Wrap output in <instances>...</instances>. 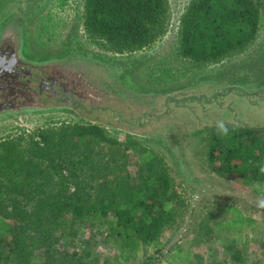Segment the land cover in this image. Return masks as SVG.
I'll return each instance as SVG.
<instances>
[{"label":"trees","instance_id":"trees-1","mask_svg":"<svg viewBox=\"0 0 264 264\" xmlns=\"http://www.w3.org/2000/svg\"><path fill=\"white\" fill-rule=\"evenodd\" d=\"M84 3V29L104 50L142 49L168 27L169 0ZM261 8V0H190L179 21L177 55L204 65L245 47L259 32ZM212 137L213 168L225 175L236 172L264 190V125H239ZM104 140L119 147L98 161L96 145ZM120 144L104 126L85 120L0 137V264H145L141 252L151 247L161 253L163 234L185 197L154 150ZM130 147L138 150L137 176L122 172L133 159L126 151ZM226 208L225 218L206 225L200 237L256 227L257 219L240 207ZM85 228L91 235L81 237ZM99 233L115 251L93 256L91 240ZM223 245L231 264L246 260L237 242ZM199 256L178 244L165 264H196Z\"/></svg>","mask_w":264,"mask_h":264},{"label":"rangeland","instance_id":"rangeland-1","mask_svg":"<svg viewBox=\"0 0 264 264\" xmlns=\"http://www.w3.org/2000/svg\"><path fill=\"white\" fill-rule=\"evenodd\" d=\"M23 1L25 0H0V16ZM261 1L260 28L255 39L245 47L225 55L219 61L204 65L195 64L190 59L177 55L176 40L179 21L190 0H169V21L166 32L150 45L132 52L104 50L88 38L84 29V0H43L42 10L44 13L42 15L46 16L42 29L48 28L41 35L38 33L37 41L48 48L50 45H56L65 31L78 30L87 49L104 53L109 57H122L124 60L131 61L132 69L129 75L136 88L165 93V95H168V92L174 94L190 82L195 80L199 82L204 77L215 73L219 68L241 70L246 74L264 71V0ZM55 37L56 42L54 41ZM215 91L217 90L213 86L206 87L200 96V98H204L203 100H198L197 96L191 97L195 92H190L186 97L191 98L187 101L185 100L188 98L183 99L186 104L178 108L176 116L181 121L185 120L190 123H192V119H196L199 124H207L208 120H215L219 115L223 116L218 107L210 105L215 101L213 98L216 96ZM226 95L228 97L225 96V99L231 102L230 107L235 103V110L239 113L236 112L228 124L208 128V130L192 137L186 136L182 140L180 149L170 148L162 142H157L153 137L142 133L145 131L144 129L129 135V133L116 128L104 127L107 135L117 139L121 143L120 146L134 142L154 150L165 162L179 191L185 197V206L176 221L163 234L164 248L161 253L151 247L145 254L140 253V258L146 260L145 264H165L166 256L175 251L178 244L190 246L200 254L196 259V264H224V261H229L231 264L230 256L224 251L223 244L226 241L237 242L246 259L242 263L234 264H264V190L262 184L247 180L236 172L226 175L219 173L213 168L208 155L212 135L239 125H256L258 127L264 125V96L261 98L252 97V99L251 96L248 98L232 91ZM175 97L182 98L185 95L175 94ZM167 100L165 98L166 103ZM189 106L194 110L197 108V116L191 113ZM133 115L140 114L136 112ZM77 121L83 120L74 113L64 110L13 114L0 118V137L3 138L10 133L21 131L38 133L40 129L48 126ZM212 122L216 123L217 121ZM114 123L116 124V121ZM100 146V144L96 145L98 148L96 160L98 161H106L107 155L119 147L111 145V142L106 140ZM126 151L133 159L129 161L127 169L122 172L126 173L125 171L129 170L132 175L137 176L140 173L136 159L138 150L130 147L126 148ZM142 172L146 174L145 169ZM227 204L240 207L245 213L256 218V227L253 229L248 227L245 231L235 234L216 231L213 234L208 233L209 237L203 234L204 239L200 237V232L204 231L206 225L209 227L215 221L225 218L228 214ZM91 232L90 229L85 228L84 233L80 236H89ZM103 237L104 235L99 233L91 240L94 245L93 256L98 253L102 254V252L112 253L115 251L113 244L103 241ZM102 242L108 244V246L104 244L106 249L100 245ZM75 245L77 246V241L73 245L69 244V248ZM84 251L86 250L84 249ZM151 253L155 255L149 259L148 256Z\"/></svg>","mask_w":264,"mask_h":264},{"label":"flooded vegetation","instance_id":"flooded-vegetation-1","mask_svg":"<svg viewBox=\"0 0 264 264\" xmlns=\"http://www.w3.org/2000/svg\"><path fill=\"white\" fill-rule=\"evenodd\" d=\"M43 5V0H25L0 16V118L64 110L129 135L144 129L142 133L157 142L180 149L186 136L231 121L237 111L235 103L230 107L231 102L225 99L228 92L248 98L264 96V71L246 74L229 68H219L194 87L185 86L174 94L140 90L130 79L131 61L87 49L78 30L65 31L61 40L48 48L38 43V33L48 28L42 29ZM208 86L221 97H213L210 105L218 107L223 116L216 117V123L214 119L207 124L196 119L181 121L176 113L186 104L183 99L197 96L203 100L200 96ZM190 92L195 94L186 97ZM190 109L197 116V108ZM136 112L140 115L134 116Z\"/></svg>","mask_w":264,"mask_h":264},{"label":"water","instance_id":"water-1","mask_svg":"<svg viewBox=\"0 0 264 264\" xmlns=\"http://www.w3.org/2000/svg\"><path fill=\"white\" fill-rule=\"evenodd\" d=\"M200 82V81H199ZM198 80H195V81H193V82H190L186 87L188 88V87H190V88H192V87H194L195 85H197L198 83Z\"/></svg>","mask_w":264,"mask_h":264}]
</instances>
